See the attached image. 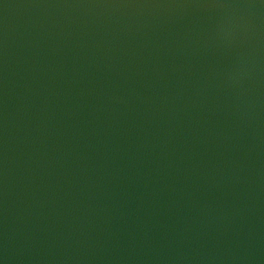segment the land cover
Wrapping results in <instances>:
<instances>
[{
  "label": "water",
  "instance_id": "obj_1",
  "mask_svg": "<svg viewBox=\"0 0 264 264\" xmlns=\"http://www.w3.org/2000/svg\"><path fill=\"white\" fill-rule=\"evenodd\" d=\"M0 264H264V0H0Z\"/></svg>",
  "mask_w": 264,
  "mask_h": 264
}]
</instances>
